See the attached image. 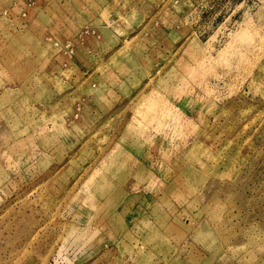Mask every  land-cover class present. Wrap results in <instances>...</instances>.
<instances>
[{
    "label": "rangeland",
    "instance_id": "374dc122",
    "mask_svg": "<svg viewBox=\"0 0 264 264\" xmlns=\"http://www.w3.org/2000/svg\"><path fill=\"white\" fill-rule=\"evenodd\" d=\"M0 264H264V0H0Z\"/></svg>",
    "mask_w": 264,
    "mask_h": 264
}]
</instances>
